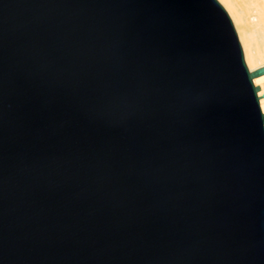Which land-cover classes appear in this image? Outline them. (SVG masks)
<instances>
[{
	"label": "water",
	"instance_id": "water-1",
	"mask_svg": "<svg viewBox=\"0 0 264 264\" xmlns=\"http://www.w3.org/2000/svg\"><path fill=\"white\" fill-rule=\"evenodd\" d=\"M218 0H0V264H264V107Z\"/></svg>",
	"mask_w": 264,
	"mask_h": 264
},
{
	"label": "bare ground",
	"instance_id": "bare-ground-1",
	"mask_svg": "<svg viewBox=\"0 0 264 264\" xmlns=\"http://www.w3.org/2000/svg\"><path fill=\"white\" fill-rule=\"evenodd\" d=\"M229 14L242 45L251 72L264 66V0H218ZM253 23V29L248 26ZM264 95V76L255 81ZM261 104L264 107V99Z\"/></svg>",
	"mask_w": 264,
	"mask_h": 264
},
{
	"label": "rangeland",
	"instance_id": "rangeland-1",
	"mask_svg": "<svg viewBox=\"0 0 264 264\" xmlns=\"http://www.w3.org/2000/svg\"><path fill=\"white\" fill-rule=\"evenodd\" d=\"M248 26H249L250 29H253V23H252L251 20H248Z\"/></svg>",
	"mask_w": 264,
	"mask_h": 264
}]
</instances>
